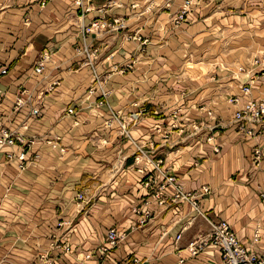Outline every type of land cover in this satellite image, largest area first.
<instances>
[{
  "label": "crops",
  "instance_id": "crops-1",
  "mask_svg": "<svg viewBox=\"0 0 264 264\" xmlns=\"http://www.w3.org/2000/svg\"><path fill=\"white\" fill-rule=\"evenodd\" d=\"M184 2L0 0V122L24 140L0 148V264H221L191 253L209 224L167 175L264 250V130L233 120L264 98V0H191L178 19Z\"/></svg>",
  "mask_w": 264,
  "mask_h": 264
},
{
  "label": "built area",
  "instance_id": "built-area-1",
  "mask_svg": "<svg viewBox=\"0 0 264 264\" xmlns=\"http://www.w3.org/2000/svg\"><path fill=\"white\" fill-rule=\"evenodd\" d=\"M76 3L81 4V0H75ZM44 4V2H41ZM191 3V0H185L183 7L181 8L180 13L178 14V19H182L186 12L187 7ZM104 21H93L89 26L85 28V31L90 29L100 28L101 25H104ZM122 26V24H120ZM47 60V56L44 54L43 57L38 61L37 65L34 68V72L40 73L42 72L44 62ZM259 62L258 59L254 61V63ZM7 70L5 68L0 70V73H6ZM250 85V83H249ZM245 85L242 86L241 91L244 94H248L250 92V86ZM20 102H17V104ZM39 109L37 107L32 108V113L37 114ZM73 108L69 107L67 109V113H73ZM141 111L132 112L129 115L130 121H135L140 116ZM233 120L237 124L238 131L247 137H254L257 134L263 132L264 130V99H249L244 102L234 113ZM23 127H26L23 125ZM122 133L129 134V128L121 123ZM19 142H23V138L19 135H16L14 132L8 130L1 122H0V148L4 146H12ZM27 143H32V140L27 141ZM260 152L258 150L255 151L254 159L257 160L260 157ZM38 156L35 155L36 159ZM6 158L8 160L16 159V164L19 170H23L26 168L28 163L30 162L31 157H28L26 151L20 150L18 153L7 152ZM166 186H171L173 188V196L170 199L171 202H178L182 200H187L191 203L193 208L198 211V213L203 216L208 224L209 230L193 239L188 243V247L193 255L205 250L207 247L213 246L219 252L221 256V264H264V250L258 251L255 248V244L259 240L260 228L257 226L253 232V236L250 244H244L242 240H240L235 232L232 230L229 223L224 219H216L212 220L206 217L202 211H200L199 203L197 201L198 194L185 192L181 185L177 183L175 177L173 175H167L165 178ZM166 186H161L163 190ZM207 190V187L203 188ZM163 190H158L155 192L154 197H157L159 202H163L161 200V194ZM260 198L264 201V189L259 193ZM81 197V194H78ZM160 199V200H159ZM123 234L118 232L115 227H110L106 231V242L102 247H100V252L102 254L108 253L110 250L115 248L119 241L122 239ZM181 234L176 235V239H179ZM117 264H125L124 261L119 262ZM135 264H138V261L135 260Z\"/></svg>",
  "mask_w": 264,
  "mask_h": 264
},
{
  "label": "rangeland",
  "instance_id": "rangeland-1",
  "mask_svg": "<svg viewBox=\"0 0 264 264\" xmlns=\"http://www.w3.org/2000/svg\"><path fill=\"white\" fill-rule=\"evenodd\" d=\"M249 86H251V85H249ZM248 94H249V93H248ZM248 94H245V95H248ZM249 99H257V98H253V97L250 98V97H249V98L246 99L244 102H246V101L249 100ZM261 99H264V98H261ZM244 102H243V103H244ZM243 103H242V104H243ZM261 200H262V202H264L262 198H261Z\"/></svg>",
  "mask_w": 264,
  "mask_h": 264
}]
</instances>
